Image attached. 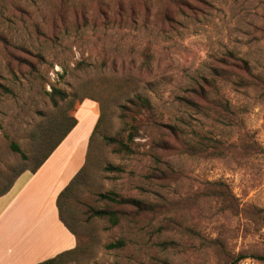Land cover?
Masks as SVG:
<instances>
[{"label": "rangeland", "instance_id": "374dc122", "mask_svg": "<svg viewBox=\"0 0 264 264\" xmlns=\"http://www.w3.org/2000/svg\"><path fill=\"white\" fill-rule=\"evenodd\" d=\"M84 99L101 121L60 202L65 264H264V0H0V193Z\"/></svg>", "mask_w": 264, "mask_h": 264}, {"label": "crops", "instance_id": "0c3cea01", "mask_svg": "<svg viewBox=\"0 0 264 264\" xmlns=\"http://www.w3.org/2000/svg\"><path fill=\"white\" fill-rule=\"evenodd\" d=\"M99 114L94 100L78 103L74 128L34 173L21 174L0 196V264H38L77 247L56 201L85 163Z\"/></svg>", "mask_w": 264, "mask_h": 264}, {"label": "trees", "instance_id": "16d2710c", "mask_svg": "<svg viewBox=\"0 0 264 264\" xmlns=\"http://www.w3.org/2000/svg\"><path fill=\"white\" fill-rule=\"evenodd\" d=\"M53 91H55L53 89ZM52 91V92H53ZM49 98L51 99L52 102H54V97L53 94H49ZM66 98L64 93H61V99ZM82 100H80L81 102ZM132 107L134 109H137L139 111H147L150 109V104L147 98L139 96L136 97L134 103L131 104ZM66 120V118H64ZM101 121V116H99L98 121L95 125L94 128V132L96 131L99 123ZM55 124L56 122H52L50 123V128L51 130H54L55 128ZM76 125V120L74 118H69V120H66V123L61 126L58 125L56 127V129H58V134L56 135L55 140L49 145L47 146V148H45L44 152L42 153V155L39 157L37 163L35 164V166L31 169L30 173H34L43 163L44 161L49 157V155L55 150V148L61 143V141L66 137V135L74 128V126ZM93 135V134H92ZM136 137V132L134 131V128L132 127L130 132L127 135V139L129 143H133V140ZM105 142H107L108 144H112L117 146L119 149H123L124 151H128L130 152L131 149L128 146V142L125 143V141L121 140V139H111V138H105L104 139ZM42 144H44V140H41ZM9 148L12 152L17 153L18 155H20L21 159H25V155L23 154V152L19 149L18 145H16L15 143H10ZM111 170L110 168H106V171ZM22 172H20L18 174L21 175ZM84 174V169H81L76 175L75 177L71 180V182L64 188V190L58 195L56 204H57V209H58V214H59V218L61 220V222L65 225V227L75 236L74 232H72V230L70 229V227L63 221L61 214H60V202L62 197L68 193L71 188L73 186L78 185L80 182L79 180L82 178V175ZM17 176V177H18ZM16 177V178H17ZM9 189V188H8ZM7 189V190H8ZM2 192L0 193V196L4 195L6 192ZM97 199L100 202H107V203H112L115 205H127V206H133L135 208H141V204L138 201H134L133 199H126L123 198L121 196H119L116 193L110 192V193H106V194H98L97 195ZM87 214L90 218H98V219H106L112 226L117 225L118 223V216L122 215L121 212L119 211H109V210H97L94 209L92 207H88L87 208ZM76 237V236H75ZM123 246V244L121 242H117L115 244L110 243L106 246V248L108 250H112L115 249L117 247H121ZM79 250L78 247L74 248L73 250L61 253L59 255H57L56 257L43 261L41 263L38 264H65V262H67L68 260H71L74 255L77 253V251ZM243 259L242 257H239L237 259V261Z\"/></svg>", "mask_w": 264, "mask_h": 264}]
</instances>
